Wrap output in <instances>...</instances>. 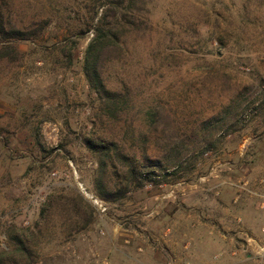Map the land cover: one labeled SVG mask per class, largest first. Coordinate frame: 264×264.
Listing matches in <instances>:
<instances>
[{
	"label": "rangeland",
	"instance_id": "rangeland-1",
	"mask_svg": "<svg viewBox=\"0 0 264 264\" xmlns=\"http://www.w3.org/2000/svg\"><path fill=\"white\" fill-rule=\"evenodd\" d=\"M106 1L0 0L4 23L35 31L0 42L16 50L0 58V253L15 230L26 264H264V0H135L101 67L127 101L119 122L83 70ZM216 114L213 149L187 141L179 172L146 181L107 159L108 188L128 192L98 197L87 139L114 140L140 172L142 149L159 156Z\"/></svg>",
	"mask_w": 264,
	"mask_h": 264
},
{
	"label": "trees",
	"instance_id": "trees-1",
	"mask_svg": "<svg viewBox=\"0 0 264 264\" xmlns=\"http://www.w3.org/2000/svg\"><path fill=\"white\" fill-rule=\"evenodd\" d=\"M134 1L135 0L106 1L107 8L105 13L94 27L93 37L91 38L84 54V74L92 89L106 101L105 108L109 119L117 122L121 119L119 114L123 113L124 110L122 108L125 107L127 101H124L123 99L120 100V94L118 92L106 89L101 75V67L106 53L109 52L111 48L120 46L125 26L135 25L133 21H129V11L132 10V4ZM108 12L114 13L115 16L117 12H119L121 15L119 18L116 16L115 22L110 24L105 21ZM33 36H35V31L17 29L8 23H4V21L0 19V42L1 40H5L7 42L27 41ZM11 54L16 55V50L11 45L0 48V58L7 57ZM147 114L149 116V123L152 124L157 122L155 121V115L152 108L148 109ZM225 121L224 117L218 118L217 114L214 116L212 115L202 121V126L204 127L201 130H197L194 135L178 134L175 136L164 137L163 146L160 147L159 156L148 155L147 152L142 149L141 152L146 165L142 166V170L140 172H137L136 167L126 165L130 163L131 157L114 140L107 141L106 143H97L91 139H87L86 145L88 148L91 151L97 152L96 148L99 146V153L101 154V158H103L99 161V178L96 179L95 183L98 197L104 201H113L117 198L123 197L128 192L126 187L123 191H120V189L117 195H115L116 189L114 187L113 189L110 187L108 188L107 183L103 180L105 169L107 167V159L112 160V158H116L118 161L123 162L127 167L126 176L129 175L130 178L141 176V180L146 181L150 179V176L152 175L151 173H153V171L150 170H157L160 173H164L165 176L171 175V173H169L170 171H168L171 170L172 174L175 175L181 169V160L185 152L188 150V146H186L187 143L190 142L191 144L200 142L205 146L204 151L213 149L215 143L212 140V137L215 134L212 130L214 129V126H220V124ZM217 136L219 137L221 135L218 134ZM126 179H128V177H126ZM142 184V182H139L138 186H142ZM78 200L79 206L85 210H90L93 215L94 209L86 201H84L80 195H78ZM12 232L13 233L10 234L7 232V238L8 241L10 240L13 242L14 248L10 247V250H3L0 253V264H26L25 261L30 259L29 256L31 255V251L21 235L16 233L15 230ZM28 263L34 264L31 260Z\"/></svg>",
	"mask_w": 264,
	"mask_h": 264
}]
</instances>
